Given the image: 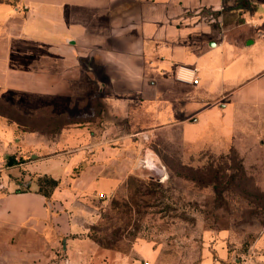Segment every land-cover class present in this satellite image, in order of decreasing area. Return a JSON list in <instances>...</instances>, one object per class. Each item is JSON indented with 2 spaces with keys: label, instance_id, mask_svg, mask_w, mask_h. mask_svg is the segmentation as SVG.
<instances>
[{
  "label": "crops",
  "instance_id": "0c3cea01",
  "mask_svg": "<svg viewBox=\"0 0 264 264\" xmlns=\"http://www.w3.org/2000/svg\"><path fill=\"white\" fill-rule=\"evenodd\" d=\"M250 45L264 49V0H0V100L29 123L64 124L53 134L0 115V144L21 134L32 154L13 152V166L60 182L51 212L33 182L17 191V176L3 178L13 166L0 160V264L102 262L91 219L74 208L110 186L100 177L118 170L113 141H123L117 166L132 172L142 138L163 130L188 145L231 140L238 111L264 108V66L241 78L263 60H244ZM181 68L195 69L198 84L180 80Z\"/></svg>",
  "mask_w": 264,
  "mask_h": 264
},
{
  "label": "rangeland",
  "instance_id": "374dc122",
  "mask_svg": "<svg viewBox=\"0 0 264 264\" xmlns=\"http://www.w3.org/2000/svg\"><path fill=\"white\" fill-rule=\"evenodd\" d=\"M249 53L246 62L263 60L254 70L241 71L243 79L264 66L262 47L250 45ZM0 112L14 115L15 110L0 100ZM238 112L236 132L229 141L209 134L188 145L178 133L166 130L142 138L132 172L117 166L123 159V141H113V151L121 154L113 156V168L118 170L105 178L100 174L112 181L110 186L86 191L92 200L74 208L79 217L91 219L87 236L111 247H101L97 255L105 258L96 264H264V108ZM63 126L53 122L45 128L55 134ZM3 127L0 123V135ZM8 138L0 144V160L8 161L17 152L26 155V162L33 161L27 144L17 141L21 134ZM23 161L19 158L20 164ZM184 167L189 169L187 179L176 175ZM25 169H30L28 163L13 166L2 176H17L22 183L17 191L29 189L26 181L38 191V181L45 175H28ZM81 171L82 167L75 169L67 180L78 179ZM102 190L107 194L96 198ZM48 201L52 212L51 197Z\"/></svg>",
  "mask_w": 264,
  "mask_h": 264
},
{
  "label": "trees",
  "instance_id": "16d2710c",
  "mask_svg": "<svg viewBox=\"0 0 264 264\" xmlns=\"http://www.w3.org/2000/svg\"><path fill=\"white\" fill-rule=\"evenodd\" d=\"M8 106V105H7ZM8 108H12L10 106H8ZM15 110V109H14ZM0 115L7 118L9 120L10 123L14 122L16 123L20 128H23V129H32V130H40V129H43L42 126H45V125H48L49 123H53V122H48V123H40V115H37V117L35 118V121L32 122V123H29V118H25L22 114H20L17 110H15V113L14 115H11L10 113H3V112H0ZM47 120H50L52 119L50 116H47L46 117ZM56 123H59V122H56ZM33 124H39L41 125L39 128L38 127H34L32 126ZM47 128V127H46ZM163 161L166 163V161L163 159ZM16 162L14 160V157H10L7 161V165L8 166H13L15 165ZM189 169H187L186 167L182 168V171L181 172H177L176 171V175L181 177V178H185L187 179V171ZM59 181L58 180H55L53 179L52 177H49V176H44L43 178H40L39 181H38V193L42 194L43 196H45L47 199H49L53 193V191L59 186ZM25 190H28V189H25ZM24 190V191H25ZM101 247H104V248H107V249H110L111 247L110 246H103V245H100Z\"/></svg>",
  "mask_w": 264,
  "mask_h": 264
},
{
  "label": "built area",
  "instance_id": "2783aa9c",
  "mask_svg": "<svg viewBox=\"0 0 264 264\" xmlns=\"http://www.w3.org/2000/svg\"><path fill=\"white\" fill-rule=\"evenodd\" d=\"M178 78L184 82L191 83L193 85H197L199 80L197 77V73L195 69H188V68H181L178 74ZM146 163V162H145ZM2 185L0 182V190L2 189ZM101 198L105 196V194L99 195ZM143 264H149L147 261H145Z\"/></svg>",
  "mask_w": 264,
  "mask_h": 264
}]
</instances>
